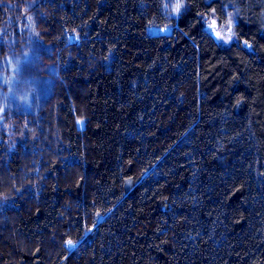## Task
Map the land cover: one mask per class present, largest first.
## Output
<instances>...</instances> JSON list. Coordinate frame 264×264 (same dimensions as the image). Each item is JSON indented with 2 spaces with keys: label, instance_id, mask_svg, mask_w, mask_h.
Returning <instances> with one entry per match:
<instances>
[{
  "label": "trees",
  "instance_id": "trees-1",
  "mask_svg": "<svg viewBox=\"0 0 264 264\" xmlns=\"http://www.w3.org/2000/svg\"><path fill=\"white\" fill-rule=\"evenodd\" d=\"M175 3L0 0V264H264V0Z\"/></svg>",
  "mask_w": 264,
  "mask_h": 264
},
{
  "label": "rangeland",
  "instance_id": "rangeland-1",
  "mask_svg": "<svg viewBox=\"0 0 264 264\" xmlns=\"http://www.w3.org/2000/svg\"><path fill=\"white\" fill-rule=\"evenodd\" d=\"M212 21H215L216 22L215 29H213L212 27H210ZM235 22H236V17H235V15H234V13L232 11H229L228 12V18H227V20H226L225 23H221L220 24V22L218 21V19L215 16H207L205 18V24H206L207 29L210 32H212L213 34H216V32H219L220 35H221V37H223V39H220V38H217V39L222 44H225V45H229V44H231L233 42V40H235ZM70 39L77 40L78 37H77L76 33H71ZM7 127H8V129H13V127H12L11 124H8L6 126V128ZM14 130L12 132L9 131L10 136H12V134L15 133ZM17 136L19 137V134H17ZM8 203H9V200H7L5 198H2L0 196V206H2V208L4 206H7L8 207Z\"/></svg>",
  "mask_w": 264,
  "mask_h": 264
},
{
  "label": "snow or ice",
  "instance_id": "snow-or-ice-1",
  "mask_svg": "<svg viewBox=\"0 0 264 264\" xmlns=\"http://www.w3.org/2000/svg\"><path fill=\"white\" fill-rule=\"evenodd\" d=\"M181 7H182L181 0H176L175 6H174V11L179 12L180 9H181ZM215 24H216V22H215V21H212L210 27H212L213 29H215ZM164 30H166V29H164ZM230 30H231V29H230ZM216 36H217V38L223 39V37H221V35H220L219 32H216ZM67 244H68L70 247H71V246H74V242L71 241V240L67 241Z\"/></svg>",
  "mask_w": 264,
  "mask_h": 264
},
{
  "label": "water",
  "instance_id": "water-1",
  "mask_svg": "<svg viewBox=\"0 0 264 264\" xmlns=\"http://www.w3.org/2000/svg\"><path fill=\"white\" fill-rule=\"evenodd\" d=\"M164 29H166V30H164ZM172 31H173V28L172 27H165V28H162L161 29V33L162 34H171ZM214 37L217 39L216 34H214Z\"/></svg>",
  "mask_w": 264,
  "mask_h": 264
}]
</instances>
